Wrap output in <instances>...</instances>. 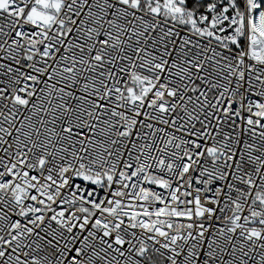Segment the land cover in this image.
<instances>
[{"label": "snow or ice", "instance_id": "obj_1", "mask_svg": "<svg viewBox=\"0 0 264 264\" xmlns=\"http://www.w3.org/2000/svg\"><path fill=\"white\" fill-rule=\"evenodd\" d=\"M0 264H264V0H0Z\"/></svg>", "mask_w": 264, "mask_h": 264}]
</instances>
